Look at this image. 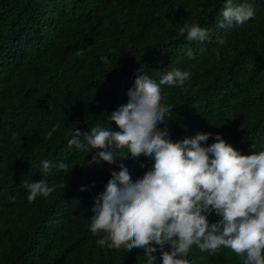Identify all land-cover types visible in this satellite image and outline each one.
Wrapping results in <instances>:
<instances>
[{
	"label": "trees",
	"instance_id": "16d2710c",
	"mask_svg": "<svg viewBox=\"0 0 264 264\" xmlns=\"http://www.w3.org/2000/svg\"><path fill=\"white\" fill-rule=\"evenodd\" d=\"M248 2L253 18L221 28L223 0H0V264H144L143 248L98 245L89 230L93 197L126 149H113L118 160L108 164L67 143L74 128L116 129L107 116L127 102L139 70L191 72L185 88L162 86L174 106L171 139L220 133L241 154L264 148V0ZM192 23L208 30L204 41L180 33ZM44 159L68 167H53L55 190L29 203L23 184L44 176L35 175ZM125 161L134 177L152 163L148 153ZM187 259L242 264L223 246L209 255L194 244Z\"/></svg>",
	"mask_w": 264,
	"mask_h": 264
},
{
	"label": "clouds",
	"instance_id": "9594fccd",
	"mask_svg": "<svg viewBox=\"0 0 264 264\" xmlns=\"http://www.w3.org/2000/svg\"><path fill=\"white\" fill-rule=\"evenodd\" d=\"M219 14L221 28L243 25L256 15L248 0H223ZM179 31L189 42H202L208 35L199 23L185 24ZM185 54L194 56L191 48ZM99 59L110 63L107 55ZM190 77V71L179 67L159 78L139 70L127 89V102L107 116L115 130L99 124L86 133L72 130L67 143L86 152L93 149L92 161L113 164L118 160L113 149H126L121 166L111 170L103 191L93 197L89 230L98 236V245L143 248L144 264H157V252L159 264H190L187 257L194 244L209 255L223 246L239 255L242 264H264V148L241 154L220 133L171 139L167 121L174 106L163 103L162 86L185 88ZM59 127L52 124L46 135L51 138ZM142 153L150 154L152 163L134 177L125 158ZM53 167L68 166L44 159L35 172L44 176L24 182L29 203L55 190L46 179ZM213 213L218 219L210 222Z\"/></svg>",
	"mask_w": 264,
	"mask_h": 264
}]
</instances>
